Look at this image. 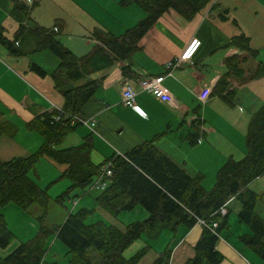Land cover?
<instances>
[{
	"label": "trees",
	"instance_id": "obj_1",
	"mask_svg": "<svg viewBox=\"0 0 264 264\" xmlns=\"http://www.w3.org/2000/svg\"><path fill=\"white\" fill-rule=\"evenodd\" d=\"M11 1V13L18 20L19 27L13 38L7 37L4 28L0 27V44L14 56L32 58L44 52L55 55L58 63L51 70L33 58L30 66L39 76L52 77L65 102L62 108L38 114L24 124L26 131L37 132L43 138L37 150L26 157L0 159V247L7 248L15 238L2 211L4 208L15 204L26 211L37 203L45 209L35 234L21 241L13 251L0 256V264H43L56 239H60L68 249L67 264H139L152 249L151 241L159 239L164 232L175 237L179 228L191 229L199 220H204L206 225H203L194 246V255L185 264H221L225 256L218 249V242L221 231L230 229L231 211L228 208L227 214L222 216L218 210L230 198L240 202L238 221L250 229L249 233L239 236L240 241L264 264V217L256 211L260 194L251 187L255 180L264 176V103L249 121L245 156L239 160L229 157L217 171L210 188L203 184V173H188L157 147L155 139L144 141L124 154L115 153L102 163L93 160L91 135L83 137L77 144L62 147L64 140L79 124L72 123L74 117H82L83 107L103 85V77L94 78L92 75L132 58L142 38L166 12L174 10L189 21L213 0H120L122 6L139 5L146 13L145 17L120 34L94 29L91 38L97 43L81 56L61 41V21L57 20L53 27L30 22L33 20V6L21 0ZM222 18L227 19L225 14ZM226 47L238 48L253 57L259 53L251 46V39L245 33L231 37ZM245 58L240 54L226 58L227 70L214 87V93L228 102L231 99L225 91L230 80L247 79L242 67ZM122 71L127 78L136 77L130 64L122 66ZM263 77L264 61H261L248 79ZM4 114V108L0 107V137H13L19 128L12 121L2 120ZM198 137V130L190 132L192 143L198 142ZM45 157L64 166V169L44 188L39 183L41 177L36 168ZM109 162H112V174L106 178V188L95 196V208L70 211L64 223L55 228L44 225L47 206L52 199L49 191L58 180L69 181V186L54 197L55 201L62 203L81 193H89L88 188H92L101 168ZM138 207L145 209L148 216L128 223L124 228L105 219L86 221L97 208L117 218L123 212ZM214 222L218 224L215 230L211 228ZM144 234L148 239L145 244L129 258L126 257L125 251ZM172 252L171 245L165 246L153 264H170Z\"/></svg>",
	"mask_w": 264,
	"mask_h": 264
},
{
	"label": "crops",
	"instance_id": "obj_2",
	"mask_svg": "<svg viewBox=\"0 0 264 264\" xmlns=\"http://www.w3.org/2000/svg\"><path fill=\"white\" fill-rule=\"evenodd\" d=\"M21 1L33 6V20L30 22L53 27L57 20L61 21V41L79 56L87 54L97 43L91 38L94 29L120 34L146 15L139 5L122 6L120 0ZM12 5L11 0H0V27L9 38H13L19 27L18 20L11 13ZM222 14L227 19H223ZM241 33L250 37L251 46L259 51L257 57L235 47H226L231 37ZM196 42L199 44L192 58L175 66L172 75H166V64ZM234 54L246 57L242 67L247 79L230 80L225 91L231 99L228 102L213 90L227 70L225 59ZM38 55H34L33 60L48 70L58 63L55 55L46 54L43 61L38 60ZM32 58L14 56L0 44V107L5 111L2 120L12 121L19 128L13 137H0L1 160L26 157L37 150L43 138L37 132L26 131L24 124L38 114L62 108L65 102L50 75L41 77L31 69ZM261 61H264V0H213L189 21L174 10L166 12L142 38L132 58L92 75L94 78L103 77V85L83 107L82 117L95 119L96 130L79 123L62 147L77 144L83 137L91 135L93 160L102 163L115 153L124 154L144 141L155 139L157 147L188 173H203L204 184L210 187L215 182L217 171L229 157L241 159L245 156L249 121L264 103V77L254 80L248 77ZM127 64L131 65L136 77L124 76L122 66ZM146 75H164L163 83L173 95L171 103L139 89L136 81ZM127 81L138 89V110L122 102L121 91ZM208 86L212 88V94L202 102L200 93ZM196 130L199 132L198 142L192 143L190 132ZM47 161L59 171L64 169L50 159ZM39 183L43 186L44 182ZM65 188L66 185L60 182L50 191L55 196ZM235 201L230 204V209ZM81 202L86 207L91 200L82 199L78 205ZM240 209L241 204L237 210ZM130 212L135 213V210ZM138 213L144 219L148 216L142 210ZM103 215L107 222L116 225L115 217L108 213ZM136 220L143 219L136 217L128 223ZM229 221L230 229L221 231L218 242V249L225 256L221 264H261L260 257L245 247L239 238L250 232L249 227L231 215ZM202 230L203 225L198 222L188 230L179 228L175 237L170 232V235L162 234L156 241H151L152 249L139 264L154 263L162 249L154 246L159 241L173 248L170 264H185L194 255V246ZM55 244L56 240H53L43 264H46ZM54 259H59L57 252Z\"/></svg>",
	"mask_w": 264,
	"mask_h": 264
},
{
	"label": "rangeland",
	"instance_id": "obj_3",
	"mask_svg": "<svg viewBox=\"0 0 264 264\" xmlns=\"http://www.w3.org/2000/svg\"><path fill=\"white\" fill-rule=\"evenodd\" d=\"M46 54H51V53L44 52V53L39 54L37 56L38 60H42L43 61V59L45 58ZM65 140H64V142H65ZM47 160H49V159L46 158V159L41 160L40 164H38L37 168H36L37 172L40 173V176H41V179H42V180H39V181H41V182L43 181L45 183V184L43 183V186H42L44 188L47 186L48 183H50L53 180H56L60 176V174L62 172V171H59L58 169H56V167H54ZM237 160H239V159H237ZM215 180H216V178H215ZM60 182H61V184H65L66 187L69 186L68 179H60L52 186V189H54L55 186L58 183H60ZM203 184H204V182H203ZM204 186L207 187L205 184H204ZM210 187H207V188H210ZM252 188L255 191H257V193L260 194V197L258 199V203L256 205V211L262 217H264V176L262 178H260L259 180H256L253 183ZM64 190H62V191H64ZM87 191H90V192L87 193V194H82L81 193L80 196L75 197L73 199H66L62 203H58L54 199V197L59 195L61 192L54 196L53 192L49 191L50 194L52 195V199H50V201L48 203V206H47V213H46L45 219L43 221L44 225H46L48 228H55L56 227L55 225H61L62 223H64V221L66 220V218H67L68 214L70 213V211H77L78 209L84 207L83 206L84 202H81V204L78 205V203L82 199L86 198L87 200H91V203L88 206H86L87 208H95L96 205H95V202H94V198H95L96 195H98L101 192V190L88 188ZM233 200L234 199H232L230 201V203H232ZM229 206L230 205H228V208H229ZM239 206H240V202L238 200H236L231 205V209H230V211H231L230 215L233 218H236L237 220H238V214H239V211L237 209H238ZM139 210H142L143 212L148 214L147 211L145 209H143L142 207L136 208L135 209V213L123 212L119 217H117V218L115 217L114 218L116 225L118 227H120V228H124L131 219H134L136 217H138L139 219H144L142 217V214L138 213ZM2 211L6 214L7 221L9 223V227L15 233V238H14L12 243H10V245L7 248H1L0 247V256H4V255L8 254L9 252L13 251L15 249V247L21 241H25V240H27L28 238L32 237L35 234V232L37 231V227H39V224H40L39 218L42 215H44L45 209L41 205H39L37 203L33 204L26 211L21 209V208H19L15 204H10L6 208H4ZM103 214H106L105 211H103L100 208H97L95 210L94 214L89 216L86 221L89 223V222H94L96 220H104L106 218H104ZM146 214H145V216H146ZM104 221L107 222V220H104ZM109 222L110 221H108V223ZM110 223H112V222H110ZM164 234H169V233L168 232L167 233L164 232L163 235ZM143 236L144 237H142L140 240L135 242L129 249H127L125 251V256L126 257L129 258L139 248H141L144 245L143 240L146 241V237L147 236L145 234ZM167 245L168 244L164 243V241H159L158 244H156L154 246L156 248L162 247L161 250H163L165 248V246H167ZM67 250H68L67 247H65L63 245V243L60 241V239H56V244L53 246V250L50 252L46 264H53V263L67 264L68 263V259H69V256L67 255ZM55 252L58 253V256H59L58 260L54 259ZM46 257H47V255H46Z\"/></svg>",
	"mask_w": 264,
	"mask_h": 264
},
{
	"label": "built area",
	"instance_id": "obj_4",
	"mask_svg": "<svg viewBox=\"0 0 264 264\" xmlns=\"http://www.w3.org/2000/svg\"><path fill=\"white\" fill-rule=\"evenodd\" d=\"M199 42H196L192 46H190L182 55H180L178 58H175L174 60L168 62L166 64V75H172L173 69L175 66L179 65L181 62L185 60H189L192 58L195 50L197 49ZM164 75H146L142 78H139L136 82L138 84V87L140 90L146 91L152 95H154L156 98L163 102L171 103L173 101V95L170 91V89L163 83ZM138 89L135 88V86L130 82L127 81L124 83L121 96H122V102L126 106H130L134 109L138 110V106L136 105V97H137ZM212 94V88L206 87L202 90L200 93V100L202 102H205ZM82 123L90 127L93 131L96 130V120L95 119H85L80 116H75L72 123ZM112 162H109L108 164L104 165L101 168V173L97 176V178L92 183L93 189L103 190L106 188L108 181L106 178L112 174ZM233 198H230L229 201H227L223 206L220 207L218 210V213L220 215H226L228 212V205L230 201ZM199 223L202 225H206V222L204 220H199ZM218 224L217 222H214L212 224V229L215 230L217 228Z\"/></svg>",
	"mask_w": 264,
	"mask_h": 264
}]
</instances>
